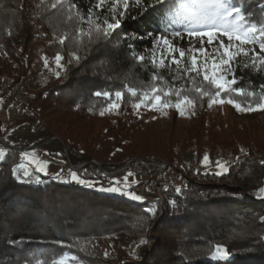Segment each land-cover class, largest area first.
Here are the masks:
<instances>
[{
  "label": "trees",
  "instance_id": "16d2710c",
  "mask_svg": "<svg viewBox=\"0 0 264 264\" xmlns=\"http://www.w3.org/2000/svg\"><path fill=\"white\" fill-rule=\"evenodd\" d=\"M54 3L0 0V80L8 79L13 88L33 69L42 72L45 60L61 57L56 72L36 90L27 133L13 135L12 140L20 147L39 146L66 162L67 147L73 165L85 163L77 170L81 179L106 186L128 171L156 178V166L146 159L132 162L115 176H105L103 170L116 171L135 156L158 155L174 165L181 185L173 190L166 186L164 198L155 199L153 206L144 199L101 195L46 176L43 184L20 183L13 169L21 163L22 152L7 149L0 161V264H55L66 254L79 264H264V199L259 194L264 187V155L253 143L218 145L213 136L216 120L208 111L215 87L202 73L170 62L153 63L148 50L151 34L188 29L181 0H165L163 6L144 0L155 7L147 12L129 0L122 26L109 41L97 38L96 25L112 22L101 11L94 12L97 0H62L52 8ZM231 3H244L243 15L258 28L264 23V0ZM132 34L140 39H124ZM261 39L264 34L258 33L259 44ZM245 64L251 61L243 54L232 61L230 79L237 81L232 87L255 95L222 91L219 97L255 107L264 85V66L253 69ZM98 91L110 95L97 96ZM177 91L179 99L192 102L184 115L175 108ZM156 95L161 102L155 101ZM163 116L171 119L166 130L158 126ZM39 118L46 127L38 126ZM180 118L184 126L177 130ZM184 154H193L199 164L205 155L212 164H231L223 176H213L214 172H198L184 164ZM142 192L147 195L144 188ZM142 239L148 242L140 244ZM218 245L230 258H213Z\"/></svg>",
  "mask_w": 264,
  "mask_h": 264
},
{
  "label": "rangeland",
  "instance_id": "374dc122",
  "mask_svg": "<svg viewBox=\"0 0 264 264\" xmlns=\"http://www.w3.org/2000/svg\"><path fill=\"white\" fill-rule=\"evenodd\" d=\"M202 2L204 4L203 7L200 4L193 5L191 3V0H181L182 10L184 11L186 17L190 20V23L187 26L188 29L179 31L181 33L180 37L166 34H161L158 36L168 37V39L177 49L184 50L185 55L183 58L179 56L178 51L173 54L175 56V59L179 61L178 66H180L182 70L191 67V57L193 55H196L197 67L200 69V73L203 74V69L205 67L211 69L213 63L219 62L220 53L223 52V48L220 46V41L222 40L225 45H228L230 42L228 38L226 36H223L222 34L220 35L219 39L214 40L211 44L207 42V38L201 41L198 37L188 35V33L192 30L205 31L208 28L209 21H206L204 19V16L205 14H208L212 11V0H202ZM111 6V0H104L103 4L99 9L97 7H94V12L96 13L101 11V14L105 20L112 19L113 22ZM115 18L122 20V17H120L119 15H117ZM228 23V21H225L222 25H218V30L222 33L224 29L228 27ZM234 36L233 40L231 41V51H235L238 44ZM256 38L257 35L255 37L254 44L240 45L244 48L245 51L248 52L249 57L253 56L254 53H259L261 56H264V52L261 51L259 43L256 41ZM201 47L204 49L203 52L198 51ZM148 50L152 55L151 57L154 63H157L158 65H161V61H163L162 65H165L167 62L171 63L172 56L169 55L163 43L158 45L152 44L148 48ZM57 66V60H45V65L42 72H38L33 69L20 84L14 85L13 88H10L8 79L0 80V129L2 130V136L0 135V137L3 139V141L10 145L18 146L17 143L12 140L11 136L15 135L23 137L27 133L30 126L28 121L29 119L34 118L32 107L30 106V104H32L36 99V90L41 88L47 82L49 73L56 72ZM230 74L231 73H225L228 80H231ZM209 75H211V71H209ZM220 100H223L224 102L220 103ZM229 100L230 99L222 97H212L210 99L208 105L209 116L216 120V126L213 129V136L215 142L222 148H225L234 142L253 143L258 147L260 153L264 155V111H240L237 110V108L235 107L236 102L230 104L228 102ZM169 114L172 113L170 112ZM170 121L171 119L169 117L163 116L162 118H160L158 126L162 130H166L171 124ZM46 125L47 122L44 119L39 118L38 126L46 127ZM36 126L37 125H35V128ZM183 126L184 119H178L175 129L179 130ZM21 148L22 149L18 150L22 152V161L15 168L18 170L19 173H22L24 170H27L30 173H33L34 175H39L42 180H44V177L46 176L50 179L62 182V179L57 178V173H62L63 180H70V171L77 172V170H79L71 167L69 163L70 160L67 147L64 148V152L66 157L68 158V162L50 155L47 151H45L39 146L31 145ZM0 149H4V154L6 153L7 149L16 150L15 148H9L5 146L4 144H2L1 141ZM24 153H27L28 155L25 156ZM150 158L160 163H166L168 161L167 158H159L158 155L154 157H149V159ZM142 160L144 159H138L134 162ZM94 162L98 165H101L100 162L96 160H94ZM182 162L188 167L193 166L198 172L219 171L217 163L212 164L208 160L207 162L204 161L203 163L199 164L196 162L193 154H184L182 157ZM219 162L221 164L226 163L228 166H230L231 164V161L226 160H220ZM153 165L157 168V165ZM40 166L46 167L47 175L38 172V168ZM127 167L129 166L125 164L119 169L124 170ZM157 171L159 172V174L156 178H152L150 175H144L136 173L134 171H128V173H126L124 176L114 177V182H116V185L119 186L122 191L134 192L137 195L142 196L143 199L146 200V202L152 203L154 206L155 199L164 198V188L166 186L169 187V190H173V188L179 187L181 185V179L178 176V173L174 172V170L167 169L164 172H160L157 169ZM129 173H131V175H129ZM125 176H128L127 181L124 180ZM71 184L78 183L71 182ZM102 186L110 187L106 186L105 183L95 182V187L91 188L99 191V188ZM112 186H114V184ZM142 188H144V192L147 195H144V193L142 192ZM105 193L119 195L107 192ZM121 196H124L126 200L139 202L129 199L126 195ZM61 260H63L64 264H79L76 261L75 257L71 254H66L65 256H62L58 259L55 264H60Z\"/></svg>",
  "mask_w": 264,
  "mask_h": 264
},
{
  "label": "snow or ice",
  "instance_id": "6c2138e0",
  "mask_svg": "<svg viewBox=\"0 0 264 264\" xmlns=\"http://www.w3.org/2000/svg\"><path fill=\"white\" fill-rule=\"evenodd\" d=\"M104 0H97L96 7L99 9L101 5L103 4ZM138 10H143L144 12H147L149 10H155V7L153 5H146L144 3V0H133ZM62 0H56V3L52 4V8H56L58 4H61ZM165 3V0H154L155 6H163ZM191 3L193 5L200 4L202 7L204 6L202 0H191ZM111 13L113 16V22L107 23L106 27H101L100 25H96V33L97 38L109 41V38L113 36V33H115L117 30H119L122 26L121 20L116 19L115 17L119 15L120 17H123L127 10L130 7L129 0H111ZM122 5V7H121ZM212 11L208 14H205L204 19L206 21H209L208 28L205 31H196L192 30L188 33L189 36H195L198 37L201 41H203L205 38H207V42L211 44L214 40L219 39L220 35L226 36L229 40V44L225 45L223 41H220V46L223 48V52L220 53L219 62L213 63L211 66V69H208L205 67L203 69V79L207 81L210 85L214 86L216 91L214 93L215 97H219L221 92H230L234 91L239 94H246L248 96H253L255 93L252 92H245V89L243 87H235L233 88L232 85H235L237 83L236 79L233 77V79L228 80L225 73H232V61L236 56H239L243 54L244 57H248L251 60V64H245L244 67L248 68L251 67L253 69L257 68L258 65L264 66V56H261L259 53H254L253 56L249 57L248 52L244 50L243 47L240 45L242 44H254L255 43V37L259 34H264V23H261L259 28L257 27V24L251 23L248 18H246L243 15V11L246 10L245 4L242 3L240 7H236L231 3V0H212ZM264 7V6H262ZM91 16V12H90ZM225 21H228V27L224 29V31L221 33L218 30V25H222ZM235 34V36H234ZM152 35V43L154 45H158L163 43L166 50L168 51L169 55L172 56L171 63L179 65V61L175 59V56L173 55L177 51L179 52V56L181 58L184 57L185 53L183 49H177L172 42L168 39L166 36H158L155 34ZM174 36L180 37V32L173 33ZM233 36L235 40L238 42L237 47L235 51H231L232 48L231 41L233 40ZM125 40H136L140 39L139 36H136L135 34H132L131 36L124 37ZM129 50L131 51L133 46L128 45ZM259 47L262 52H264V39H261ZM199 52H203L204 49L201 47ZM254 51V50H253ZM135 56V53H133ZM61 57L57 56V63L59 64ZM81 57L77 56L76 60L79 62ZM139 60L143 61L145 58L144 56H139ZM154 63V61H153ZM206 63V62H205ZM163 64V61H161V65ZM187 72L195 71L197 74H200V69L197 67V56L193 55L191 57V67L185 69ZM209 71H211V75H209ZM262 89V94L259 96V102L253 107L252 105H249L248 107H242L239 103H235L233 100H229L228 102L235 103V107L237 110L240 111H246V112H252L257 110L264 111V85L260 86ZM153 92L158 91L156 88L152 89ZM97 96H100L103 94L104 96H109L110 93L108 92H96ZM207 94V93H205ZM147 95V94H145ZM121 93L116 92V97H120ZM177 101L175 103V108L178 110L180 115H184L185 113V106L187 104L192 103L185 97L184 99H179L180 93L179 91L176 92ZM211 98V97H210ZM155 101L157 103L161 102V96L156 95L154 97ZM220 103H223V100L219 101ZM137 108L140 107L139 104L136 105ZM167 107V105H165ZM25 156H27V153H24ZM4 160V149H0V161ZM209 160L208 155L204 156V161L207 162ZM47 163V162H45ZM261 165H264V160L260 161ZM217 165L219 168V171L212 173L213 176H223L226 172L229 170V166L225 164H221L219 161H217ZM39 173H44L47 175V169L44 166H40L38 168ZM13 174L15 175V178L20 183H35L37 185L43 184L44 180L40 178L39 175H34L33 173H30L27 170H24L22 173H19L17 169H13ZM70 180H63L62 173H57V178L62 179L63 183H71L75 182L80 185H84L87 187H95L94 181H89L85 179H81V177L78 175L76 171H70ZM131 175V173H129ZM124 180H128V176L124 177ZM114 186L110 187H100L99 191L107 192V193H113V194H119V195H126L129 199L135 200V201H141L143 199L142 196L137 195L134 192H125L122 191L119 186L116 185V182H113ZM177 192H180L181 189L177 188ZM259 194H261V198L264 199V188L259 189ZM171 204L175 207L176 201H171ZM149 213L155 214L156 209L150 208ZM264 219V218H262ZM147 240H141L140 244L147 243ZM10 243L13 244H19L20 241L12 240ZM107 255V253H105ZM214 259H227L230 258V254L227 251V249L220 247L219 245L216 248V254L213 257ZM60 264H64L63 260L60 261Z\"/></svg>",
  "mask_w": 264,
  "mask_h": 264
},
{
  "label": "water",
  "instance_id": "95a60500",
  "mask_svg": "<svg viewBox=\"0 0 264 264\" xmlns=\"http://www.w3.org/2000/svg\"><path fill=\"white\" fill-rule=\"evenodd\" d=\"M0 141L2 142V144H4L5 146H7V147H9V148H15L16 150H18V149H22L21 147H19V146H13V145H10V144H8V143H6L5 141H3V139L0 137ZM67 153V152H66ZM68 156V155H67ZM138 159H146V160H148V161H153V162H156V163H158V161H156V160H153L152 158H142V157H134V158H132V159H130L129 161H128V163H127V166H130V164L132 163V162H134L135 160H138ZM69 163H70V165H71V167L72 168H74V169H80L85 163H83V164H80V165H73V164H71V162L69 161ZM104 171V174H105V176H107V175H110V176H114V175H117L120 171H122L121 169H118V170H116V171H113V172H108V171H106V170H103Z\"/></svg>",
  "mask_w": 264,
  "mask_h": 264
},
{
  "label": "built area",
  "instance_id": "2783aa9c",
  "mask_svg": "<svg viewBox=\"0 0 264 264\" xmlns=\"http://www.w3.org/2000/svg\"><path fill=\"white\" fill-rule=\"evenodd\" d=\"M149 162H151L152 164H155V165H157V169L160 171V172H164V171H166L167 169H172V170H174V165H172L170 162H166V163H160V162H158V163H156V162H153V161H149ZM102 187H104V186H102ZM100 194L101 195H105V192H103V191H100Z\"/></svg>",
  "mask_w": 264,
  "mask_h": 264
}]
</instances>
